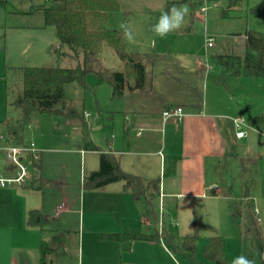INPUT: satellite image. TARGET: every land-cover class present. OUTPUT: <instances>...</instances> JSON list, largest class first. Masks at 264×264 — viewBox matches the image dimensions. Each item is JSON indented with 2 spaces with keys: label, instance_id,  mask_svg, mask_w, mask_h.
Here are the masks:
<instances>
[{
  "label": "rangeland",
  "instance_id": "rangeland-1",
  "mask_svg": "<svg viewBox=\"0 0 264 264\" xmlns=\"http://www.w3.org/2000/svg\"><path fill=\"white\" fill-rule=\"evenodd\" d=\"M0 1L2 122L13 114L9 116L10 119H18L17 111L9 108L8 104L7 87L13 79L14 69L68 67L72 63L59 58L58 33L54 27L45 25L43 7L51 6L53 0ZM118 1L121 13L118 12V17L112 20L113 27L115 22L117 27L121 22H126L136 39V43H129L128 47L135 53L142 51L149 58H156L148 62L147 85L145 91L140 93L142 99L150 102L152 109L158 107L162 100L179 95L187 84V79L180 74L182 69L193 70L200 60L213 64V73H218L220 70L214 56L236 53L243 49L242 40L248 31L264 30V20L250 14V9L262 0H239L238 6H229L227 0H203L202 3L196 0L194 7L179 3L181 0ZM206 3L209 4L207 11L202 12L201 8ZM170 4L188 7L184 25L165 38L156 37L150 27ZM160 5L164 8L158 10ZM226 10H229V17H224ZM207 37L215 39V47L209 50ZM133 50L128 52L132 53ZM88 68L93 72L87 76V87L83 88L77 83L67 85L64 102L59 106L66 113H76V117L37 114L33 116L31 124L25 126L24 142H34L43 151L42 173L48 183H43L40 190H18L3 198L1 207L5 213L8 237L26 240L33 245L35 243L36 246L32 248L35 264L40 263L39 246L43 238L58 249L57 253L47 257V264H210L204 258V250L211 237H220L226 260L232 264L244 247L240 237L248 236L246 218L249 201H239L238 198L246 185L252 186L251 193L264 235V77L231 81L233 94L240 100L243 109L238 117L244 118L247 126L256 130L257 135L251 140L254 145L252 151L226 158L222 174L228 183L224 188L230 192L226 201L212 205L209 200H200L201 203L193 211L191 204H187V209L181 211L179 217L168 206H163L161 210L158 201L154 202L150 211L149 220L154 224L149 229L150 235L155 234V225L160 229L159 222L162 221L161 230L178 237L173 239L175 245L180 244L182 235L193 233L196 227L199 239L194 257L185 255L161 238L160 243L166 246V252L158 244L140 243L132 247L128 242L118 243V251L112 254L111 261L103 263L106 249L101 247L107 243H103L99 237L93 239L84 234L83 224L85 214L102 210L101 202L107 196V191L84 190V179L99 168V155L83 152L82 148L84 143L90 141L104 150L121 147L125 143L127 115L121 108V101L113 99L110 81L113 72L125 69L111 49H106L100 60L89 62ZM99 75L104 80L101 81ZM162 153L165 155L164 150ZM233 197L238 199L234 201ZM63 203L67 206L58 214V207ZM235 203L240 204L242 209V216L238 218L233 214L232 205ZM32 211L41 212L35 224L31 222ZM177 222L180 226L176 225ZM50 234L63 237L62 243L51 240ZM254 261L255 264H262L257 255Z\"/></svg>",
  "mask_w": 264,
  "mask_h": 264
},
{
  "label": "crops",
  "instance_id": "crops-1",
  "mask_svg": "<svg viewBox=\"0 0 264 264\" xmlns=\"http://www.w3.org/2000/svg\"><path fill=\"white\" fill-rule=\"evenodd\" d=\"M161 8H164L163 5H160L158 10ZM119 13L110 15L109 25L112 29L119 28L116 22L113 27L112 22ZM255 32L264 33V30ZM247 33L242 40L243 49L233 54L244 57ZM128 44L127 41V47ZM127 49L133 50L129 47ZM132 53L135 51L133 50ZM138 54L143 57L145 68L150 60H156L153 57L149 58L142 51ZM219 55L225 54H217L216 56ZM216 56L213 58L216 59ZM196 64L197 67L193 70L182 69L180 74L188 82L186 81L187 84L178 93L179 95L162 100L154 109H152L150 102L140 97V93L145 91L147 76L143 89L131 92L127 88L123 97L119 99L121 108L127 115L124 133L125 143L121 147H114L109 150L97 146L106 153L114 154L119 159L122 170L126 173L139 176L146 182L159 180V191L150 188L145 197L136 200L132 191L125 189L124 182H116L96 189L107 191V196L102 199L103 208L100 212L85 214L84 234L87 233L93 239L95 237L100 239L101 234L107 233L134 232L151 236L149 229L154 224L150 222L149 217L154 202H159L161 210L163 206H168L170 211L179 217L180 212H185L187 209V204H191L192 208L190 207V209L193 211L201 203L200 200H209L212 205H219L221 201H226L224 194L226 189L224 187L228 183L222 176L226 158L231 159L247 150L252 151L254 145L251 140L257 135L256 130L248 127L247 136L239 139L235 127V120L241 116L243 109L240 107V100L233 94L231 81L246 78L231 76V73L225 72L218 63L217 69L220 71L215 74L213 73L214 65L210 62L208 64L212 69L209 74L206 73L204 66L206 63L199 60ZM214 76L226 78L228 88L216 84L213 80ZM102 80H104L103 77ZM110 81L113 89L112 74ZM175 106H181L185 111V119L179 124L172 120H165L163 116L166 109ZM9 116L7 121H15ZM6 120L2 122H6ZM23 139L24 131L22 132ZM162 150H164L165 155H163ZM82 151L93 152L85 151L83 148ZM95 153L99 155L100 164V154L99 152ZM42 162L43 151L39 170L43 183H48L43 177ZM31 182L25 187L0 188V264H35L32 248L36 244L33 245L32 242L26 240L8 237L5 213L1 207L4 197L18 190L32 188ZM66 206L64 203L61 204L58 207V214L65 210ZM161 224L162 221L159 222V230L155 225L156 232L153 235L161 236L165 233V230H161ZM176 225L180 226L179 222ZM195 229L194 226V231ZM49 237L53 241L59 238L55 234H50ZM43 241L46 240L43 238L40 243V253ZM102 242L107 243L104 244L105 247H101L106 249L103 263L111 261L112 254L118 251V246H116L118 243L128 242L132 247H136L140 243L158 244L166 252V246L160 241ZM50 247L58 250L51 245Z\"/></svg>",
  "mask_w": 264,
  "mask_h": 264
},
{
  "label": "trees",
  "instance_id": "trees-1",
  "mask_svg": "<svg viewBox=\"0 0 264 264\" xmlns=\"http://www.w3.org/2000/svg\"><path fill=\"white\" fill-rule=\"evenodd\" d=\"M221 2L222 0H209ZM202 3L203 0H200ZM229 6H238L239 0H227ZM179 3L190 4L194 7L196 0H181ZM1 4V1H0ZM172 7L170 4L167 10ZM121 11L118 0H53L51 6L43 7L45 25L54 27L58 33L60 45L58 56L60 59L70 61L68 67H22L14 69L13 79L8 89L9 108L18 112V121L10 122L24 131L25 126L31 124L33 116L37 114H66L76 117L74 112L66 113L59 108L65 99L66 86L77 83L87 87V76L93 72L88 68V63L98 61L106 49H111L115 56L122 62L124 71H115L113 79V99L123 97L125 90L134 92L143 89L146 82V68L143 57L138 53L127 50L126 40L122 30L112 29L109 25L110 15ZM250 14L264 19V0L250 9ZM224 17H229V10L224 12ZM218 65L231 76H242L246 79L264 77V33L250 31L247 33V46L244 57L236 54L216 56ZM102 79L103 76L99 75ZM214 82L223 88H228V81L222 76H214ZM17 100L15 101V99ZM21 101V103H20ZM7 125L8 121L6 120ZM5 123V122H2ZM0 123V124H2ZM84 127H86L85 123ZM85 151L99 152L100 164L96 171L91 172L83 182L84 190H96L116 182H124L125 189L131 190L136 200L145 197L150 188L159 191V180L144 181L141 177L126 173L120 166L119 159L112 153L104 152L92 141L84 143ZM41 164V163H40ZM40 164L34 170L32 188L40 190L43 179L40 175ZM255 182H253V185ZM252 186L246 185L245 191L239 195V201L248 202L249 211L247 222L248 236L240 237L244 247L241 255L255 259L256 255L264 264V235L259 223L255 200L252 197ZM226 197L229 191H224ZM238 198L233 200L236 201ZM235 218L242 216L240 204L232 205ZM40 215L38 211L31 212V222L36 223ZM165 239L169 245L191 258L194 257L199 239L198 230L194 233L180 237V244L175 245L174 234L163 233L159 235H143L134 232L101 234L102 241L127 242V241H160ZM57 243H62V238H56ZM249 242V246L247 243ZM57 253L55 249L43 241L41 244L40 264H47V257ZM204 258L211 264H229L226 260L223 241L220 237H211L204 250ZM201 264V263H195Z\"/></svg>",
  "mask_w": 264,
  "mask_h": 264
},
{
  "label": "built area",
  "instance_id": "built-area-1",
  "mask_svg": "<svg viewBox=\"0 0 264 264\" xmlns=\"http://www.w3.org/2000/svg\"><path fill=\"white\" fill-rule=\"evenodd\" d=\"M206 3L201 11L206 12ZM215 39L207 37V50L214 47ZM206 73L209 74L212 67L206 63ZM165 120L174 123H182L185 119V111L181 106L170 107L163 112ZM15 120V122H17ZM10 120L0 124V188L25 187L32 178L34 170L42 161V151L37 145L26 143L22 140V131L18 127L12 128ZM237 137L243 139L247 136V123L244 118L235 120ZM163 231V230H162Z\"/></svg>",
  "mask_w": 264,
  "mask_h": 264
},
{
  "label": "clouds",
  "instance_id": "clouds-1",
  "mask_svg": "<svg viewBox=\"0 0 264 264\" xmlns=\"http://www.w3.org/2000/svg\"><path fill=\"white\" fill-rule=\"evenodd\" d=\"M188 12L189 9L186 5H173L167 11L161 13L158 20L151 25L150 31L156 37L165 38L170 33H174L182 28ZM118 27L122 30L125 40L134 45L136 43L135 35L129 25L126 22H121ZM232 264H255V261L244 255H240L232 260Z\"/></svg>",
  "mask_w": 264,
  "mask_h": 264
},
{
  "label": "water",
  "instance_id": "water-1",
  "mask_svg": "<svg viewBox=\"0 0 264 264\" xmlns=\"http://www.w3.org/2000/svg\"><path fill=\"white\" fill-rule=\"evenodd\" d=\"M20 103H21V101H20Z\"/></svg>",
  "mask_w": 264,
  "mask_h": 264
}]
</instances>
